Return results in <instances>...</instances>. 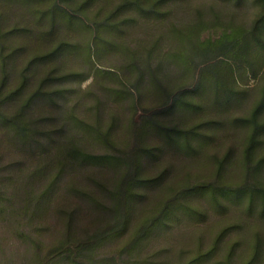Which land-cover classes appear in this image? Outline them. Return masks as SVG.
<instances>
[{
  "label": "rangeland",
  "instance_id": "374dc122",
  "mask_svg": "<svg viewBox=\"0 0 264 264\" xmlns=\"http://www.w3.org/2000/svg\"><path fill=\"white\" fill-rule=\"evenodd\" d=\"M49 1L0 0V50L3 53L13 49L17 51L10 64L8 87L11 88L16 85L30 56L47 53L60 42H68L70 52L65 51L64 57L38 67L33 71L32 79L36 87L49 70L58 66L55 75L62 77L57 85L60 84L59 88L65 92L63 103L45 100L32 109L33 117L48 119L43 122L47 129L63 128L57 139L72 140L89 152H103L105 147L102 143H94L76 120L92 123L99 119L105 129H112V139L117 147L130 149L135 145L132 135L134 124L149 115V111L161 107L166 99L164 89L184 96L178 106L158 119L169 127L196 132L188 143L183 138L171 140L157 129L147 128L137 142L144 154L139 159L138 176L149 182L134 188L128 215L129 228L119 240L108 244L104 252L114 253L122 246L136 228L142 212L151 215L161 203L186 186L218 181L231 186L230 189L247 188L252 192L241 196L228 193L218 198L202 190L185 195L175 203L176 208L169 219L161 222L142 240L133 256L134 261L186 264L201 257L195 264H264V133L248 161L244 152L251 129L242 121L250 116L261 97L264 50L256 54V60L250 61L251 65L239 67V64L231 62L232 68L227 74L223 68L217 69V75H225L220 79L237 94L232 105L222 107L215 103L212 91H205L203 81L198 78L199 58H195L196 65L185 61V55L191 56L189 52L192 50L189 44L186 45V40L182 41L187 34L194 38L198 35L197 40L203 41L206 38L215 40L225 31L240 29L247 32L261 13V0H170L162 5L163 15L158 20L138 17L131 27H124V31L117 34L115 47L106 48L104 43L102 47L101 44L92 45L90 58L87 45L91 39L87 25L65 26L60 23L48 36L51 20L43 10ZM72 1L79 3L82 0ZM119 2L100 0L95 3L93 12L101 11L103 15ZM74 6L72 4L71 8ZM87 17L82 16V20L91 24L92 14ZM15 27L17 33L3 35ZM153 43H157L158 53L165 62L163 70L158 73L161 86L151 83L150 75L145 73L140 91L134 95L136 100H141L136 106L130 95L119 94L120 91H133L132 85L137 77L136 70L134 74L123 71L125 53L137 50L144 54V50L150 49ZM156 62L153 60V67ZM207 78L211 81L216 77L209 75ZM199 83L203 86L196 90ZM69 118L72 120L66 126L65 120ZM260 120L264 121V111ZM1 130L0 127V133H3ZM5 148L0 146V166L9 167L5 175H11L9 188L12 192L14 187H20L18 182L28 176L37 162ZM87 173L77 169L72 176L88 185L92 182L86 178ZM119 173L105 169L103 175L96 177H106L113 183ZM87 224L86 216L84 225ZM2 235L9 237L6 229L0 227ZM49 238L47 234L45 239ZM12 245L10 247H14ZM3 246L6 257H9L7 242ZM19 250L23 251V247ZM15 260L16 264H23V261Z\"/></svg>",
  "mask_w": 264,
  "mask_h": 264
},
{
  "label": "trees",
  "instance_id": "16d2710c",
  "mask_svg": "<svg viewBox=\"0 0 264 264\" xmlns=\"http://www.w3.org/2000/svg\"><path fill=\"white\" fill-rule=\"evenodd\" d=\"M99 1L82 0L77 3L72 0H50L47 8L43 10L51 20L48 36L60 23L65 26L87 25L91 39L87 45L90 58L92 45L96 47L101 44L102 47L104 43L106 48L115 47L117 34L123 32L124 27H131L138 21V17L158 20L163 15L162 5L170 0H120L103 15L101 11L93 12L95 3ZM72 4L75 8H71ZM261 8L260 15L247 32L240 29L225 31L215 40L206 38L203 41L197 40L198 35L195 38L188 34L182 37V41L186 40V45L189 44L192 50L189 52L191 56L185 55V61L192 65L195 58H199L198 78L203 81L205 91H212L215 103L222 107L232 105L237 94L226 85L228 83L225 84L220 79L225 75H217L216 71L223 68L224 74H227L231 70L229 68H232L231 62L239 64V67L243 64L251 65L250 61L256 60V54L264 50V0H261ZM89 13L92 14L91 24H85L82 16L88 18ZM17 32L15 27L3 35H13ZM157 43H153L150 49L143 48L146 49L144 54L137 50H127L125 53L126 64L123 71L134 74L136 70L137 77L132 85L133 91H120L119 94L130 95L136 106L141 100H136L134 95L140 91L145 73L150 75L151 83H161L158 73L163 70L165 62L158 53L160 51ZM68 46V42H60L47 53L30 56L17 78L16 85L11 88L8 87L10 64L17 51L13 49L3 53V50H0V127L3 131L0 133V146L37 162V166L28 176L18 182L20 187H14L12 192L9 188L12 183L11 175H5L9 167L0 166V227L9 233L8 238L0 236V264H16L15 258L23 261V264H145L133 259L139 244L152 230L159 227L161 222L169 219L176 208L175 203L185 195L202 190L209 191L213 197L218 198L217 196H225L228 193L241 196L252 192L247 188L230 189L231 186L218 181L186 186L174 197L161 203L151 215L147 216L142 212L136 228L122 246L114 253H105L103 249L119 240L129 228L128 215L134 199V188L149 182L138 176L139 159L144 155L138 148V140L147 128L157 129L171 140L183 138L188 143L194 139L196 132L193 129L180 130L169 127L163 120L158 119L163 113L178 106L184 96L180 92L174 94L164 89L166 99L160 104L161 107L149 111V115L141 117L139 123L134 124L132 135L135 145L130 149L117 147L112 139V129H105L99 119L89 123L76 118L94 143H102L105 147L103 152H89L72 140L57 139L63 128L47 129L43 122L48 119L33 117L32 109L45 100L63 103L66 95L59 88L60 84L57 85V81L62 77L55 75L58 66L49 70L38 86H33L32 79L33 71L38 67H45L47 63L64 57V52L69 50ZM98 49L100 51L99 47ZM153 60L157 61L154 67ZM209 75L216 78L210 81L207 78ZM199 86L203 84H197L196 90ZM263 111L264 87L250 116L242 120L251 129L244 152L248 161L259 143L260 135L264 133V121L260 120ZM71 120H65L66 126ZM77 169L88 171L85 176L92 183L84 185L72 176ZM105 169L120 172L113 183L106 177H96L103 175ZM86 216L89 220L87 226L84 225ZM47 234L50 235L48 240L45 239ZM4 242H7L9 247V257L4 253ZM15 243L17 245H12ZM19 247H23V251H20ZM200 258L189 260L186 264H195Z\"/></svg>",
  "mask_w": 264,
  "mask_h": 264
}]
</instances>
